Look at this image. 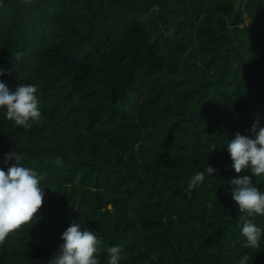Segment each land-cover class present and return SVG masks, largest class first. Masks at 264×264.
I'll list each match as a JSON object with an SVG mask.
<instances>
[{
    "label": "trees",
    "instance_id": "obj_1",
    "mask_svg": "<svg viewBox=\"0 0 264 264\" xmlns=\"http://www.w3.org/2000/svg\"><path fill=\"white\" fill-rule=\"evenodd\" d=\"M0 69L41 112L24 128L0 109V169L22 154L44 191L0 264H50L73 221L99 264L112 246L120 264H264V234L242 247L229 181L251 172L226 145L264 126V0H0Z\"/></svg>",
    "mask_w": 264,
    "mask_h": 264
},
{
    "label": "clouds",
    "instance_id": "obj_2",
    "mask_svg": "<svg viewBox=\"0 0 264 264\" xmlns=\"http://www.w3.org/2000/svg\"><path fill=\"white\" fill-rule=\"evenodd\" d=\"M30 2V0H26ZM15 59L19 61L22 52H16ZM8 74L0 69V76ZM37 87L32 84H18L11 90L0 82V109H6L5 118L17 126L30 128L29 121L38 120L41 112L36 96ZM245 131L250 135L235 133V138L227 142V150L232 161V168L237 174L250 170L251 175H240L229 181L232 199L238 205L241 215L238 217L240 236L246 241L242 247L257 249L264 228L257 226L253 218L264 216V192L253 183V177L264 176V126L260 123L259 114ZM23 155L15 151L5 154L7 171L0 169V244H3L11 234L23 225L29 224L37 216L42 207L44 191L40 186V178L33 168L23 165ZM12 162L9 166V162ZM57 164L61 161L57 159ZM216 169L208 165L206 172L214 174ZM205 179V172L198 171L188 184V193ZM57 253L50 264H99L95 257L98 239L89 229L81 230V225L75 221L63 231ZM122 246H112L107 249L108 264H120ZM155 262V254L151 257ZM250 257L245 253L239 264H247ZM147 264V261L145 262Z\"/></svg>",
    "mask_w": 264,
    "mask_h": 264
},
{
    "label": "rangeland",
    "instance_id": "obj_3",
    "mask_svg": "<svg viewBox=\"0 0 264 264\" xmlns=\"http://www.w3.org/2000/svg\"><path fill=\"white\" fill-rule=\"evenodd\" d=\"M247 25H248L249 27H252V26H253V24L251 23L250 20H247Z\"/></svg>",
    "mask_w": 264,
    "mask_h": 264
}]
</instances>
